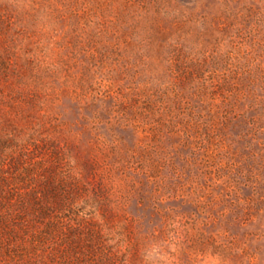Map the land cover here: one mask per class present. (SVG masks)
<instances>
[{"label":"rangeland","instance_id":"obj_1","mask_svg":"<svg viewBox=\"0 0 264 264\" xmlns=\"http://www.w3.org/2000/svg\"><path fill=\"white\" fill-rule=\"evenodd\" d=\"M0 264H264V0H0Z\"/></svg>","mask_w":264,"mask_h":264},{"label":"trees","instance_id":"obj_2","mask_svg":"<svg viewBox=\"0 0 264 264\" xmlns=\"http://www.w3.org/2000/svg\"><path fill=\"white\" fill-rule=\"evenodd\" d=\"M48 181L51 182V180H48ZM34 191H35V190H34ZM31 193H32V196L35 195V196H34V204H36V203L38 202V200H39L40 197L37 196V193H35V192H31ZM19 202H20V204H21V207L23 208V209L21 210L20 213H24V212H25L24 209H25L26 207H28V206H27L28 203H27L26 201H19ZM37 204L39 205L40 202H38ZM44 209H47V207L45 206ZM36 210H37V209H36ZM24 220H25V219H24ZM50 226H52V223L49 222V223L47 224V228L50 229V228H51Z\"/></svg>","mask_w":264,"mask_h":264}]
</instances>
